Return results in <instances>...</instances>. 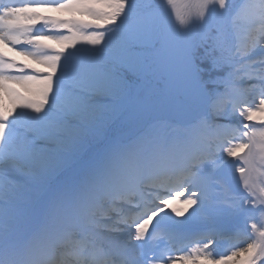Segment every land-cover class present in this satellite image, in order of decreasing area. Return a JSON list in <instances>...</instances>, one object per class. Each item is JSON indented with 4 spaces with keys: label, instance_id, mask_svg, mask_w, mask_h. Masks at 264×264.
Instances as JSON below:
<instances>
[{
    "label": "snow or ice",
    "instance_id": "snow-or-ice-1",
    "mask_svg": "<svg viewBox=\"0 0 264 264\" xmlns=\"http://www.w3.org/2000/svg\"><path fill=\"white\" fill-rule=\"evenodd\" d=\"M0 264H264V0H0Z\"/></svg>",
    "mask_w": 264,
    "mask_h": 264
},
{
    "label": "rangeland",
    "instance_id": "rangeland-1",
    "mask_svg": "<svg viewBox=\"0 0 264 264\" xmlns=\"http://www.w3.org/2000/svg\"><path fill=\"white\" fill-rule=\"evenodd\" d=\"M243 24V22H241Z\"/></svg>",
    "mask_w": 264,
    "mask_h": 264
}]
</instances>
